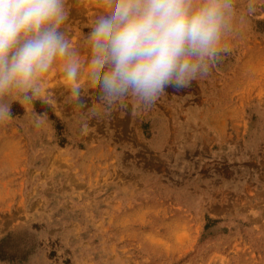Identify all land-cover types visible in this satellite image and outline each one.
Listing matches in <instances>:
<instances>
[{
  "label": "rangeland",
  "instance_id": "obj_1",
  "mask_svg": "<svg viewBox=\"0 0 264 264\" xmlns=\"http://www.w3.org/2000/svg\"><path fill=\"white\" fill-rule=\"evenodd\" d=\"M67 8L78 82L58 61L0 124V264H264V0H236L227 51L152 106L92 79L100 0Z\"/></svg>",
  "mask_w": 264,
  "mask_h": 264
},
{
  "label": "clouds",
  "instance_id": "obj_2",
  "mask_svg": "<svg viewBox=\"0 0 264 264\" xmlns=\"http://www.w3.org/2000/svg\"><path fill=\"white\" fill-rule=\"evenodd\" d=\"M87 36L91 76L108 97L131 94L152 106L168 88L181 89L206 76L227 51L236 0H100ZM254 8L249 3L248 10ZM67 0H0V124L12 104L41 98L43 78L63 61V78L81 75L76 49L62 31ZM73 96L80 89L72 87ZM46 114H36V127Z\"/></svg>",
  "mask_w": 264,
  "mask_h": 264
}]
</instances>
